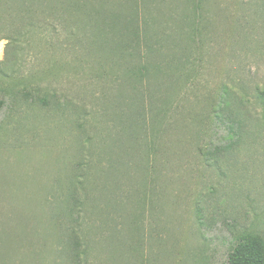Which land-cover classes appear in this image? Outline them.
Here are the masks:
<instances>
[{"label":"rangeland","instance_id":"obj_1","mask_svg":"<svg viewBox=\"0 0 264 264\" xmlns=\"http://www.w3.org/2000/svg\"><path fill=\"white\" fill-rule=\"evenodd\" d=\"M25 1L12 2L13 11L3 20L7 32L14 27L13 18L25 15L22 7ZM143 1L146 2L144 11L150 7L147 18L151 24V38L160 47L165 43L161 33L176 35L178 17L182 16L186 22L184 31L190 32L187 27H192L196 17L187 10L184 0H140V4ZM241 1L254 6L261 4L260 0H220L226 13H220L219 17L215 16L218 11L213 5L206 7L207 13L213 10V14H209L212 15L210 29L214 25L211 37L201 39L194 35V43H187L188 34L181 35L177 42L174 39L172 47L177 55L195 63L192 77L182 90L188 95L186 101L190 100L185 103L187 109L191 103L193 110L196 111L195 107L201 109L205 98L217 93L222 85H236L237 94L249 100L255 98H250L255 88L264 91V22L258 23L260 11L254 16L258 9L250 17L241 14L234 19L236 16L232 15ZM119 3L121 0L113 2L116 10ZM228 9L233 11L229 13ZM52 13L49 35L50 52L53 53L50 56L54 58L48 61L64 63L68 60L62 50L68 23L61 10ZM197 20L196 26L199 18ZM21 22L22 19H18L17 25ZM182 26L183 23L180 28ZM245 33H251L252 38ZM5 34L0 35V63L5 59L8 43L1 39ZM252 40L261 42L258 45ZM182 41L184 44H180ZM235 56H241L240 60ZM158 60L161 61V54ZM31 68L25 65L16 78L26 76ZM88 73L86 71L73 82L63 76L53 77L50 90L55 100L50 109L29 107L19 101L12 114L0 116V225L8 224V218L24 219L30 214L49 229L48 238L52 242L59 222L77 221L76 225L82 226L95 246L98 264H182L186 259L189 261L186 264H228L233 238L228 226L223 225L224 219L232 217L237 223L241 220L252 222L264 232V136L250 147L242 148V152L230 160L226 166L229 175L223 180L216 172L196 168L200 163L191 156L195 152L191 146L190 154L174 168L176 174H171L175 180L162 185L170 198L162 203L161 200L151 201L145 197L151 189V180L142 183L144 171L139 156L136 161L131 155L133 151L128 149L130 155H127L120 150L123 144L121 127L114 129L118 137L114 136L115 141L110 142L112 146L107 154L101 155L98 151L103 132L106 134V128L113 125L111 121L117 118L115 114L120 110L116 107V89L105 90L102 81L93 80ZM239 85L245 90L242 94ZM255 108L260 112L262 107L255 105ZM90 146H95V156L87 166L91 157L83 149ZM80 162L86 165L81 168L84 186L74 215H68L67 202L60 194L68 191L73 169ZM193 167L196 169L191 172ZM140 183L145 186L143 194L137 188ZM220 186H223V193L220 191L217 196L221 204L217 218L221 219L216 227H209L208 223L205 226L204 221L210 216V191ZM132 189L141 193L138 201L135 194H131ZM161 210L165 225L162 243ZM245 213H249V218ZM46 253L49 254L48 264L66 263L64 257H59L63 255L61 251L51 248Z\"/></svg>","mask_w":264,"mask_h":264},{"label":"trees","instance_id":"obj_2","mask_svg":"<svg viewBox=\"0 0 264 264\" xmlns=\"http://www.w3.org/2000/svg\"><path fill=\"white\" fill-rule=\"evenodd\" d=\"M13 1H0V35L7 33L1 39L8 42L5 59L0 63V116L12 114L19 101L41 110L52 108L55 97L50 90L51 79L63 76L73 82L89 71L88 75L93 80L102 81L105 90L116 89V107L120 110L115 114L117 118L111 121L113 125L106 128V134L103 132L102 146L98 151L101 155L107 154L112 146L110 142L115 141L114 136L118 137V133L114 135V129L121 127L123 144L120 150L127 155H130L128 149L133 151V159L139 156L144 171L142 183L151 180V189L145 196L151 201L161 200L162 203L170 198L162 185L175 180L171 174H176L174 168L190 154L191 146L195 150L191 156L200 163L196 168L216 172L223 180L229 175V167L227 170L226 166L230 160L242 152V148L250 147L264 136V91L259 88H255L256 92L250 95V98H255L249 100L237 94L236 85H222L217 93L205 98L201 109L195 107L196 111L193 110L192 103L188 109L185 106L190 100L186 101L188 95L182 90L192 77L195 63L190 58L183 59L177 55L172 44L183 34H188L187 43L195 42L192 39L194 35L201 39L211 37L214 25L210 29L212 15L209 14H213V10L207 13L209 10L206 7L213 5L218 11L215 16L219 17L220 13H226L220 0H184L187 10L196 17L192 27H187L190 32L184 31L186 22L182 16L178 17L176 35L161 33L165 41L161 47L151 38V24L147 18L150 7L144 11V1L140 4V0H121L116 10L113 6L116 0H26L22 5L25 15L15 18L13 15L14 27L7 32L3 20L7 14L11 15ZM249 3L241 1L236 11V7L232 8L235 12L232 16H236L234 19L241 14L250 17L258 9L254 16L260 11L258 23H263L264 0H260L261 4L257 6ZM60 10L65 13L64 18L68 23L67 37L62 46L68 60L52 63L48 61V58H54L50 56L53 55L50 52V14ZM228 10L229 13L233 11ZM198 18L199 24L196 26ZM18 19H22L19 25ZM182 23L184 26L180 28ZM260 42L256 43L259 45ZM180 44H184V41ZM160 54L161 61L158 60ZM240 58L235 56L237 61ZM25 65L31 66V70L26 76L16 78L17 72ZM239 87L242 94L245 90ZM103 105L108 110V106ZM255 105L262 107L260 112ZM180 133L185 137L181 138ZM83 151L91 157L87 161L88 166L95 156V146L86 147ZM85 166L82 162L78 163L69 180L68 191L60 194L67 202L68 215H74L76 205L80 203L81 188L84 186L81 168ZM89 168L92 170V165ZM181 168L182 165L179 166ZM196 168L193 167L191 172ZM142 183L137 186L141 193L145 187ZM222 188L220 186L210 191V216L204 221L205 226L208 223L209 227H216L221 219L217 218L221 209L217 196ZM131 191L138 201L141 193L133 192L134 189ZM248 214L245 213L247 218ZM228 218L223 220V225L228 226L233 238L227 255L228 264H264L263 230L252 222L241 220L237 223L235 218ZM7 221L8 224L0 225V231L3 230L0 233V264H48L49 254L46 252L51 248L63 253L59 257H64L65 264H98L95 246H92L82 226L76 225L77 221L59 222L53 234L55 241L52 239V242L48 238L49 229L30 214L24 219L11 217ZM163 221L161 210V243L164 240ZM136 231L141 234L140 229L136 228ZM162 249L161 253L164 252ZM188 262L186 259L182 264Z\"/></svg>","mask_w":264,"mask_h":264},{"label":"bare ground","instance_id":"obj_3","mask_svg":"<svg viewBox=\"0 0 264 264\" xmlns=\"http://www.w3.org/2000/svg\"><path fill=\"white\" fill-rule=\"evenodd\" d=\"M2 50V49H1Z\"/></svg>","mask_w":264,"mask_h":264},{"label":"crops","instance_id":"obj_4","mask_svg":"<svg viewBox=\"0 0 264 264\" xmlns=\"http://www.w3.org/2000/svg\"><path fill=\"white\" fill-rule=\"evenodd\" d=\"M1 1V0H0Z\"/></svg>","mask_w":264,"mask_h":264}]
</instances>
